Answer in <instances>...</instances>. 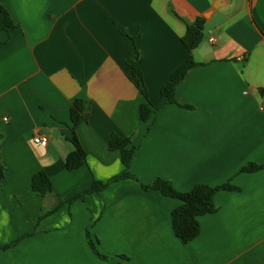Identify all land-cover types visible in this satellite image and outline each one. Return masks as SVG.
<instances>
[{
	"label": "crops",
	"instance_id": "crops-1",
	"mask_svg": "<svg viewBox=\"0 0 264 264\" xmlns=\"http://www.w3.org/2000/svg\"><path fill=\"white\" fill-rule=\"evenodd\" d=\"M0 3L17 25L8 40L0 33V264H264V168L240 172L264 165V0ZM197 17L196 65L175 103L142 121L144 99L125 61L141 52L147 98L158 107L161 86L188 56L185 25ZM75 99L89 102L75 129L86 158L68 171ZM112 133L131 138L130 172L143 184L159 178L187 192L229 182L239 190L217 192L216 211L199 216L198 236L182 244L170 221L180 201L131 179L84 193L122 170L108 149ZM37 134L48 136L45 146L32 141ZM38 171L53 186L44 198L30 191Z\"/></svg>",
	"mask_w": 264,
	"mask_h": 264
},
{
	"label": "trees",
	"instance_id": "trees-1",
	"mask_svg": "<svg viewBox=\"0 0 264 264\" xmlns=\"http://www.w3.org/2000/svg\"><path fill=\"white\" fill-rule=\"evenodd\" d=\"M203 25L204 20L201 17H197L192 23H187L185 25V32L181 37V43L187 49L188 56L185 61L171 73L168 81L161 86L160 96L163 100L158 107H152L147 98V90L143 84L140 71L141 52L137 48H134L132 57L125 61L126 65L130 68V78L134 79L135 85L144 99V103H142L139 108V117L142 121L151 120L164 106L175 103L174 92L176 86L184 78L186 72L196 65L192 59L191 52L197 48L202 41ZM16 28L17 25L13 23L9 14L0 3V33H5L6 40H8ZM186 108L189 107L186 106ZM88 110L89 102H84L80 99L73 100L69 107L70 125L68 129L70 134L67 137V140L71 143L72 150L64 158V165L68 171L78 169L85 163V152L79 143L75 129L84 119L83 115L87 113ZM130 143L131 138L129 137H120L115 133L110 135L107 143L108 149L111 151H118L122 170L118 175L110 178L106 183L93 181L91 187L84 193H91L93 191L103 189L108 184L118 182L123 179H131L138 182L144 191L158 192L165 197L180 201V205L171 211L170 221L173 235L182 244H186L198 236L200 232L198 223L199 216L211 214L216 211L213 197L217 192L239 190L236 186L229 184V182L213 187L200 183L194 185L187 192H178L174 189L170 181L159 178L155 179L151 183L143 184L130 172L132 154L136 149L134 146H131ZM262 168H264V165L248 163L240 169V172L251 173ZM3 172L4 166L0 157V178L3 176ZM30 191L38 195L40 198H44L45 196L53 193L52 183L43 171H38L31 177ZM76 197H79V195L71 197L66 201L58 199L51 209L42 212L39 219H43L44 217L54 214L64 203H70ZM36 223L34 225H36ZM23 237L26 236H21L2 248L14 245ZM88 243L96 256L106 259V257L102 256L97 251L93 242L89 240Z\"/></svg>",
	"mask_w": 264,
	"mask_h": 264
},
{
	"label": "built area",
	"instance_id": "built-area-1",
	"mask_svg": "<svg viewBox=\"0 0 264 264\" xmlns=\"http://www.w3.org/2000/svg\"><path fill=\"white\" fill-rule=\"evenodd\" d=\"M210 41H212V39H210ZM3 120L6 121L7 118H3ZM32 141L35 144L45 146L48 143L49 138L46 135H39V134H37V135H34L33 136Z\"/></svg>",
	"mask_w": 264,
	"mask_h": 264
}]
</instances>
